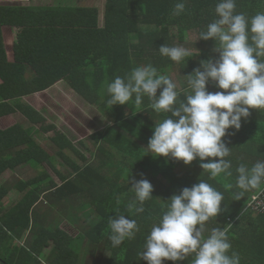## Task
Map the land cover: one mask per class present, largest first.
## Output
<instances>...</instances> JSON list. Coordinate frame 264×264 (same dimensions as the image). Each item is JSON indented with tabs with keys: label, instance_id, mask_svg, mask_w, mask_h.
I'll return each instance as SVG.
<instances>
[{
	"label": "trees",
	"instance_id": "1",
	"mask_svg": "<svg viewBox=\"0 0 264 264\" xmlns=\"http://www.w3.org/2000/svg\"><path fill=\"white\" fill-rule=\"evenodd\" d=\"M180 2L185 4V10L177 16L173 9ZM218 2L107 0L103 26L99 23L97 7L0 6V118L22 112L32 124L47 121L43 113L24 101V97L48 90L65 80L89 104L97 106L107 121L104 129L92 134L96 150L91 151L94 161L84 166L72 163L74 172L67 175L55 168L50 155L35 138L36 129L58 130L56 124L39 129L23 126L20 122L5 127L0 124V228L4 229V233L0 230V247L6 251V255L0 253V264H79L87 235L88 252L94 255L98 250L111 252L106 259L99 256L102 264H147L140 254L152 226L167 210L168 199L200 180L224 196L221 213L205 222V237L212 228L227 229L231 244L229 255L233 251L238 253L240 264H264V213L246 210L253 196L264 190V183L259 189L246 191L241 199H236L242 191L236 186V168L241 163L250 168L257 161H264V109H250V116L246 120L242 118L240 130L229 129V135L222 138L230 148V155L225 159L231 161L232 175L210 178L200 167L199 159L187 167L182 161L166 160L149 153L148 141L155 124L170 114L156 113L147 96H143L142 104L136 108L131 105L134 97L126 105L110 106L107 102L110 99L107 84L117 76L127 78L134 68L143 65H152L158 74L168 77L174 72L183 74V81L176 84L178 102L191 94L187 75L192 74L201 61L219 57V53L213 51L215 46L219 47L218 42L215 45L212 39H200L197 50H189L192 55L179 63L162 56L158 50L163 44L170 47L189 44L188 34L206 31L207 25L218 19L215 12ZM236 12L244 13L250 20L264 12V0H236ZM6 25L21 30L19 45L14 44L13 48L5 35ZM143 26L157 29L145 31ZM208 90L222 91L212 82ZM159 92L158 89L157 95ZM53 140L62 151L72 148L86 161L65 132L58 131ZM46 164L58 172L62 183L44 182L49 179V173L42 167ZM28 165L41 167L43 174L29 182L21 181L14 188H9L8 182L3 184L1 179L7 172H19ZM184 167L188 169L179 173ZM141 178L153 185V196L144 202V211L137 213L128 205L135 200L132 184ZM32 184L37 188L31 189L10 210L6 202L15 192L12 190L20 193ZM45 194L46 200L43 199ZM46 201L74 216L83 210L91 216V223L97 222L82 238L79 229L73 234L61 225L64 219L60 215L49 222L42 219L40 202ZM97 213L101 216L99 221ZM116 215L136 220L140 230L134 239H126L120 246L113 247L109 221ZM38 222L40 227L33 242L14 243ZM6 240L10 243L8 248L2 246ZM48 247L51 251L43 261L40 256ZM194 259L195 254H189L177 264H193ZM163 264L174 262L166 260Z\"/></svg>",
	"mask_w": 264,
	"mask_h": 264
},
{
	"label": "clouds",
	"instance_id": "2",
	"mask_svg": "<svg viewBox=\"0 0 264 264\" xmlns=\"http://www.w3.org/2000/svg\"><path fill=\"white\" fill-rule=\"evenodd\" d=\"M184 10L183 2L176 3L173 14L178 16ZM215 12L218 19L207 25L199 39H212L215 45L218 42L219 47L213 51L219 57L201 61L187 75L191 94L183 101L178 102L176 83L158 74L152 65L134 68L127 78L117 76L106 87L110 106L130 104L134 97L131 105L136 108L147 96L156 113L170 114L155 124L148 141L149 153L185 165L199 159L200 167L210 178L232 175L231 161L225 159L230 148L222 138L229 135V129L240 130L242 118L250 116V109H264V12L249 20L244 13L236 12V0H219ZM158 51L177 63L192 55L183 46L163 44ZM210 82L222 91H209ZM236 172V186L242 190L237 200L264 183V161H257L250 168L241 163ZM132 189L135 200L128 207L142 213L144 202L153 196V185L141 178L133 182ZM223 199V193L204 180L173 194L162 218L146 237L141 259L147 264H163L166 260L177 264L194 253L193 264H240L238 253L229 255L227 229L212 228L207 237L204 235L205 222L221 213ZM109 227L113 247L134 239L140 230L136 220L125 215L110 218Z\"/></svg>",
	"mask_w": 264,
	"mask_h": 264
},
{
	"label": "rangeland",
	"instance_id": "3",
	"mask_svg": "<svg viewBox=\"0 0 264 264\" xmlns=\"http://www.w3.org/2000/svg\"><path fill=\"white\" fill-rule=\"evenodd\" d=\"M53 1V0H48ZM87 3L91 4H97L98 6L103 9L105 7L106 0H84ZM71 0H62L63 5H71ZM26 3V2H23ZM81 3V2H80ZM18 4V3H17ZM145 31H154L157 28L155 27H142ZM174 28L172 29V32H174ZM200 34L193 32L188 34V43L185 45H180L188 50L196 51L197 47L196 44L200 42L199 39ZM195 44V46H194ZM182 73L174 72L173 74L170 73V77L173 78V80L176 82V84L180 85V82L183 80L181 79ZM79 94H76L75 91L72 90V88L68 84L58 83L56 86L51 88L50 90L39 92L38 95L34 96L36 97V100H34V96L32 95L24 97V101L36 103L40 106L41 111L47 116V121L41 123V124H35V127H43L44 125H50V124H56L58 127V130H52L50 132L47 131H41L40 133L36 134L35 138L37 139L38 143L44 147V150L48 152V154L51 157V161L56 169L59 170L62 174H69L71 172H74V168L72 166V163H76L79 166H84L85 164L94 161V158H92V152L95 150V141L92 138V134L96 131H100L104 129L106 126V120L105 117H102L101 112L97 108V106L89 104L81 95L77 96ZM4 119V118H3ZM0 118V124L4 127L14 123L15 121L20 122L23 124V126L28 127L32 123L28 121L27 118L22 117V115H16L13 117H6L4 120ZM9 119V120H8ZM31 123V124H30ZM58 131L65 132L71 139H73L76 147H78V150H80L85 158L86 161L75 151L72 150V148H67V150L62 151V148L53 140V137L56 135ZM84 143V144H83ZM86 145V146H85ZM89 147V148H87ZM189 165H187L188 167ZM43 168L47 170V172L52 175V177L56 178L57 183H62V179L59 176L58 172L49 165H43ZM186 169L183 168L179 169L178 172L183 174ZM10 172V171H9ZM23 175H21L22 178L26 179L27 181L30 180V178L41 176L43 174V169L41 167L38 168H32L31 166H27L24 168ZM8 174L6 173L3 177L6 178V180H3V184H7L8 179L10 182H12V179L16 178L18 180L19 178L17 176H13L12 178H7ZM12 175V174H11ZM49 181H47L48 183ZM33 186V185H32ZM33 189L30 186L24 190L23 193H20L18 195L17 199L18 201L22 200L24 197L27 196V194L30 192V190ZM14 199V198H13ZM10 199L9 201H17ZM9 201L7 200V203L9 204ZM6 203V205H8ZM43 206L45 209H48L49 204H44ZM12 206V205H11ZM59 207V206H57ZM58 208H54L52 213L51 220H57V215L60 213L63 219H65L63 222H61V225L65 228L70 229L71 233L77 234V230L79 229L81 231L82 238L83 236L87 235V230L91 229L93 224L96 222H90V215L88 216L85 211L76 212L75 216L68 210H60ZM48 211V210H47ZM98 221L101 219V216L95 214ZM49 222V220L47 221ZM3 225L6 224L5 222L2 223ZM73 224V225H72ZM7 227V225H5ZM40 227V222L37 223V228L34 231H37ZM1 233H4V229H1ZM6 231H9L8 229ZM80 235V234H79ZM88 236V235H87ZM86 238V242L84 244V248L82 250V256L80 259L79 264H102V261H100L99 256H104V259L107 257H110L111 252L109 250H98L95 252V255L88 252V244H89V238ZM33 238L32 236H29V239ZM27 242L26 240H21L19 243ZM14 243L18 244L17 239L14 240ZM9 241H5L2 246L8 248ZM1 246V245H0ZM47 252L41 254L40 258L44 261L46 260V255H48L51 251V247H48ZM0 253H4L2 255H6V251L2 250L0 247ZM105 263V261H104Z\"/></svg>",
	"mask_w": 264,
	"mask_h": 264
},
{
	"label": "crops",
	"instance_id": "4",
	"mask_svg": "<svg viewBox=\"0 0 264 264\" xmlns=\"http://www.w3.org/2000/svg\"><path fill=\"white\" fill-rule=\"evenodd\" d=\"M23 2H26V3H23ZM81 2V3H80ZM18 3V4H17ZM70 3H72L71 5L69 4V5H63V3H62V0H53V1H48V0H0V6H6V5H22V6H28V7H88V6H91V7H97L98 8V11H99V23H100V26H103L104 25V22H105V11H106V3H107V0H106V3H105V7L103 8V9H101V7L100 6H98L97 4H91V3H87V2H85L84 0H71V2ZM4 29H5V35L7 36V39H8V42H9V45L10 46H12L11 48H13V45L15 44V45H19V42H20V38H21V30L18 28V27H13V26H5L4 27ZM60 83H63V84H68L69 85V83L67 82V81H65V80H63V81H61V82H59V84ZM58 84V83H57ZM56 86V85H55ZM54 87V86H53ZM52 87V88H53ZM51 89V88H50ZM50 89H48V90H50ZM73 90V89H72ZM45 91H47V90H45ZM73 91H75V90H73ZM76 92V91H75ZM39 93H37V94H35V95H38ZM76 94H78L77 92H76ZM34 95H32V97H33ZM77 96H79V95H77ZM34 100H36V97L34 96ZM28 103H30L31 105H33L35 108H37L41 113H43V111H41V109H40V106L38 105V104H36L35 102L34 103H32V102H28ZM16 115H22V117H24V118H27L28 119V121H30L29 120V118L28 117H26V115H24V114H22V112H18V113H15L13 116H9V117H15ZM43 115L47 118V116L43 113ZM15 122H18V121H15ZM31 124V123H30ZM39 125V124H38ZM30 126H35V123L34 124H31V125H29L28 127H30ZM40 127H38V129H39ZM41 131H43V130H37L36 129V132H35V136H36V134H38V133H40ZM45 131V130H44ZM37 140V139H36ZM24 168H26V167H24ZM24 168H23V170L22 171H17L16 173H13L12 175H11V173L10 172H7V173H10V174H8V176H7V178H12L13 176L15 177V176H17L19 179L18 180H16V178H14V179H12V182H10L9 181V179H8V187L9 188H14V187H17V184L18 183H20L21 181H26V182H29V181H32V180H34L35 178H39L40 176H36V177H33V178H30V180L29 181H27L26 179H24V178H22L21 177V175H23L24 173H23V171H24ZM23 173V174H22ZM3 180L5 181L6 180V178H4V177H2V179H1V181L3 182ZM51 180H54V181H56V178L55 177H52V175H50L49 174V179H44V182L45 181H51ZM7 183V182H6ZM46 183V182H45ZM33 185V186H32ZM32 185H30V187L31 188H37V185H35V184H32ZM15 189H17V188H15ZM12 191H15V192H13L12 193V196L11 197H9L8 198V201L10 200V199H13V200H17V201H9V204L7 205V206H10L9 208H10V210H11V205L13 206V205H17L18 204V202H20V201H18L19 199H17V197H18V195H20V193H23L24 192V190H21L20 191V193H18L19 192V190H12ZM21 196V195H20ZM47 195L45 194L44 196H43V199L44 200H46L45 199V197H46ZM43 200V201H44ZM41 204H40V211H41V215H42V219L43 220H51V216H52V213L50 212L51 210L53 211V209L56 207V208H58V209H62V207H57V206H53V205H51L50 203H48L47 201L45 202L46 204H49V207H48V209H45V207L43 206V204H42V202H40ZM44 203V204H45ZM14 206V207H15ZM57 209V210H58ZM48 210V211H47ZM62 211V210H61ZM40 215V216H41ZM58 215H60V216H62L60 213H58ZM65 220V219H64ZM73 225V224H72ZM37 228V224L36 223H33L32 225H31V227H29V229H28V231H27V234H26V236H24V237H22V238H17L18 240V243H19V241H23V240H26L27 242L28 241H30V242H33L35 239H36V236H37V231H34L35 229ZM29 236H32L33 238H31V239H29ZM45 252H47V250L45 251ZM44 252V253H45ZM47 256V255H46Z\"/></svg>",
	"mask_w": 264,
	"mask_h": 264
},
{
	"label": "built area",
	"instance_id": "5",
	"mask_svg": "<svg viewBox=\"0 0 264 264\" xmlns=\"http://www.w3.org/2000/svg\"><path fill=\"white\" fill-rule=\"evenodd\" d=\"M246 210H252L257 214L264 213V190L253 196L249 201Z\"/></svg>",
	"mask_w": 264,
	"mask_h": 264
}]
</instances>
